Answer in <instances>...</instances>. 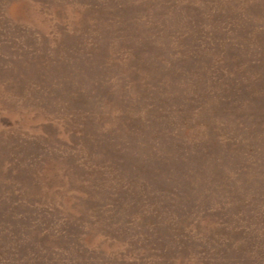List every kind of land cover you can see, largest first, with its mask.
Listing matches in <instances>:
<instances>
[{"label": "rangeland", "instance_id": "rangeland-1", "mask_svg": "<svg viewBox=\"0 0 264 264\" xmlns=\"http://www.w3.org/2000/svg\"><path fill=\"white\" fill-rule=\"evenodd\" d=\"M0 264H264V0H0Z\"/></svg>", "mask_w": 264, "mask_h": 264}]
</instances>
